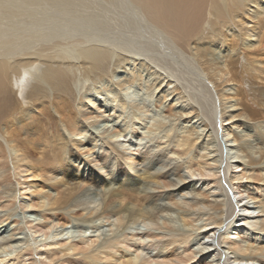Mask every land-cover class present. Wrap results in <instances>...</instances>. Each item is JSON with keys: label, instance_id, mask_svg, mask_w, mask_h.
I'll list each match as a JSON object with an SVG mask.
<instances>
[{"label": "bare ground", "instance_id": "obj_1", "mask_svg": "<svg viewBox=\"0 0 264 264\" xmlns=\"http://www.w3.org/2000/svg\"><path fill=\"white\" fill-rule=\"evenodd\" d=\"M222 2L186 52L132 0H0V264H264V0Z\"/></svg>", "mask_w": 264, "mask_h": 264}, {"label": "rangeland", "instance_id": "obj_2", "mask_svg": "<svg viewBox=\"0 0 264 264\" xmlns=\"http://www.w3.org/2000/svg\"><path fill=\"white\" fill-rule=\"evenodd\" d=\"M96 2H97V4L100 6V7H103L104 6V4L105 5H107V0H95ZM103 3H102V2ZM134 3H137L140 7L142 6L143 7V12H145V14H148L149 15V17H148V15H147V18H149V19H151V17H153L151 20L152 21H154V24L155 25H160L159 27L162 29L163 28V30H164V32H166L171 38H173L174 40H175V42L182 48V49H184L186 52H189V50H190V47H193V43L195 42V38H197V35L200 33V31L201 30H206L205 29V26H206V23H208V21L210 20V16H209V13H210V11H211V8L213 7V5H215V4H218L219 5V9H220V11H222V13L224 14L223 16L222 15H220L221 17L218 19V21H219V23H220V21H221V24H225L226 23V20H227V15L229 14V10L227 11V8H230L231 9V6H228L226 9H224V3L222 2V0H143V1H141L140 0V2H137V0L135 1V0H132ZM153 1V2H152ZM99 2H100V4H99ZM110 2V1H109ZM150 2H151V4H150ZM102 4H103V6H102ZM109 5H110V3H109ZM113 6H115V4H112ZM144 5V6H143ZM222 5V6H221ZM150 7V8H149ZM174 7V8H173ZM121 8V7H120ZM120 8H117V9H119L120 10ZM116 9V8H115ZM122 9V13H120V14H122L121 16L119 15V16H117L116 14H114V13H112V11H110V7L108 8V11L110 12V13H112L113 15H114V17L115 18H117V17H123L122 19H125L124 20V22H128V23H125L124 24V27H126V31H123V34H122V38H116V40L118 39V41H120V42H124L125 43V48H128V46L131 48V49H133V48H136V44H139V46L140 47H137L139 50L140 49H142V50H140V53H141V56H143L142 58H140V60L141 59H143V61L142 62H144V63H146V62H151V59L149 58V56H148V53L150 54V52H152L153 50L151 49V47L149 46V43L148 42H151V40L149 39V41L145 38V36L144 35H142V31H141V28H139L138 30H140V32L137 30V32L138 33H136V29H134L135 28V25L134 24H131L132 23V21H134V22H136L137 20H139V18H140V14L138 15L136 12H134V11H136V10H134V11H132V10H126V9H124V8H121ZM154 9V10H153ZM165 9V10H164ZM145 10V11H144ZM149 10V11H148ZM165 11V12H164ZM224 11H225V13H224ZM151 12V13H150ZM227 12V13H226ZM127 13V14H126ZM130 13V14H129ZM131 13L133 14L132 16H130L131 15ZM136 13V14H135ZM231 13V12H230ZM227 14V15H226ZM128 16H130V17H132V18H130V17H128ZM134 16H135V18H134ZM219 16V15H218ZM217 16V17H218ZM227 16V17H226ZM128 17V18H127ZM139 17V18H138ZM126 18H127V20L128 21H126ZM121 19V18H120ZM131 19V20H130ZM119 20V19H118ZM133 22V23H134ZM224 22V23H223ZM127 24V25H126ZM129 25H131V26H129ZM134 28H133V27ZM129 27H130V29H129ZM127 29H129L130 30V32H129V30H127ZM133 29H134V31H133ZM100 31V30H99ZM115 31V30H114ZM116 32H117V30H116ZM125 33V34H124ZM132 34H134V35H132ZM129 35V36H128ZM140 35V36H139ZM180 37H179V36ZM119 36H121V35H119ZM126 36H128V37H126ZM131 36V37H130ZM134 36H136L135 38H134ZM137 36H139V37H137ZM143 37V39H140V38H142ZM139 38V39H138ZM115 39V38H114ZM124 39V40H123ZM134 40V41H133ZM139 40V41H138ZM198 40V39H197ZM131 41V42H130ZM136 41V42H135ZM140 42V43H139ZM148 43V44H147ZM147 44V45H146ZM132 45H135L134 47L132 46ZM143 48H142V47ZM144 48H146V49H144ZM134 50V49H133ZM144 51V52H143ZM147 51V53H145ZM141 56H139V57H141ZM147 58H148V60H147ZM126 61H128V60H126ZM111 62H115L116 63V65H114L113 63H112V65H111ZM118 62H117V59H116V56L113 58V59H111V60H108L107 61V72L105 71V73H108V71H110L111 70V72H112V70H116V68H117V64ZM138 63H140L139 61H138ZM124 64V63H123ZM122 64V65H123ZM126 64V63H125ZM124 64V65H125ZM147 65H149V63L147 64ZM116 66V67H115ZM127 66V68H128V65H126ZM150 66H152V65H150ZM115 67V68H114ZM111 68V69H110ZM161 68V67H160ZM118 69V73L119 74H124V70H122L121 68L119 69V68H117ZM161 69H163V68H161ZM117 71V70H116ZM120 71V72H119ZM122 71V72H121ZM101 73H103V72H101ZM110 73V72H109ZM102 75V74H101ZM105 75V74H104ZM109 75V74H108ZM106 76H107V74H106ZM124 76V75H123ZM122 76V77H123ZM119 77H120V79H119ZM118 80L119 81H123V80H125V78L123 77V78H121V76L119 75L118 77ZM89 83H91V82H89ZM89 88H91V86H89ZM142 99V98H141ZM139 100V98L136 100V104H139V103H142V101H144V100ZM156 97H153V99H149L148 98V102L149 103H152L150 106H152V107H154L155 106V103L156 102H158V100L156 99ZM151 100V101H150ZM138 101V102H137ZM170 101V100H169ZM167 102V101H166ZM171 102V101H170ZM169 104V102H167V104L166 105H168ZM50 109V108H49ZM162 109V110H161ZM160 110H161V115H163V113L165 112V110L163 109V108H161ZM164 111V112H163ZM50 116L52 115L51 113L49 114ZM171 119H173V118H170L169 120H171ZM168 122H170L169 124H172L171 123V121H169L168 119H166ZM54 131H56L55 129H53V132ZM30 149V150H29ZM29 149H28V151H29V154L32 156V157H34V156H36V152L34 151V150H32L30 147H29ZM159 152V151H158ZM133 154H131V155H129L130 156V159L132 160L131 162H133V164H137L138 163V161L136 160V156H132ZM134 160H136V161H134ZM176 164L177 162L175 161V162H173V164ZM111 166H113V165H111ZM89 167V166H88ZM87 167V169H89ZM158 168H159V166H157ZM114 168H116V167H114ZM136 168V167H135ZM140 169H141V167H140ZM139 169V171L138 172H133V175L135 176V178H137V179H139L138 178V176H141V171L143 170V169H141L140 170ZM82 170H83V167H82ZM136 170H138L137 168H136ZM97 172H99V171H101V172H103V173H105L106 172V170L103 168V165L100 163V164H98V167H97V170H96ZM115 171L116 172H114L115 173V175H114V179L112 178V185L113 186H115V187H113V188H117L119 185V187L117 188V189H119L120 187H121V183H122V181L124 180V175H122L123 173L121 172V170L119 171L118 170V168H116L115 169ZM95 172V171H94ZM93 172V173H94ZM87 174H88V172H86ZM85 173V175H87ZM175 177V175L172 177L173 179H175L176 180V178H174ZM120 180V181H119ZM121 182V183H120ZM144 184H145V181L143 182ZM89 185H91V184H89ZM88 184H86V186H85V188H88L89 189V187H90V190H91V194L92 195H94L93 193L95 192V193H98L99 192V190H98V192H97V189L96 188H94V186H89ZM98 186V185H97ZM94 189V190H93ZM102 189V188H101ZM139 195H141L142 197L140 198V196H138V198H140L139 200H137V193H133V195L135 196H133L132 198H133V201L134 202H141V201H145V203H143L144 205H143V207H145V206H147L151 201H152V199L150 200L149 198L147 199H145V197H146V195H145V197L143 198V193L141 192V193H138ZM176 194H177V196L178 195H182V193L181 194H179V192H176ZM87 197V196H86ZM86 197H83V198H86ZM179 197V196H178ZM131 198V197H130ZM134 198H136V199H134ZM168 198V199H167ZM169 198L170 197H164V196H162L161 197V199L157 202L158 203V205L160 204V206H165L167 203L169 204L170 202V200H169ZM188 201H190V200H188ZM166 203V204H165ZM115 205H117L116 203H114ZM163 204V205H162ZM150 205V204H149ZM91 206H88V205H85V207L83 206V208L81 207V208H78V210H77V208H76V210H75V212L74 213H69L70 215H68V216H72L73 218H72V220H70L71 222H74V223H72L71 224V222H70V224H71V230H74L73 232L75 233V230L77 229H79V228H77L78 226H79V224H81V222L80 221H77L76 222V220H78V218H80L81 216H84V218L87 216V213L91 210V208H90ZM84 208L86 209V210H84ZM90 208V209H89ZM83 209V210H82ZM89 209V210H88ZM30 213H28V214H33L34 215V213H33V211H29ZM18 213L20 214V216H22V212L21 211H18ZM18 214V215H19ZM78 216H80V217H78ZM176 216H177V214H176ZM261 217V218H260ZM259 218L260 219H262V216H260ZM39 218L41 219V214L39 215ZM81 219V218H80ZM10 222H11V220H10ZM9 220H8V222L7 223H4V226L2 225V226H0V234H3V235H7L8 234V236H9V232H10V230H11V228L10 227H12L11 226V223H9ZM179 223H180V221H179ZM73 224H74V226H73ZM108 224V225H107ZM113 227V223L110 221V222H108V223H105L104 222V220H103V223L101 222V223H99V226H101L102 228H101V230L103 229V233H104V235H106L107 237L106 238H108L109 236H108V234H112V227L110 226V225ZM77 225V226H76ZM10 226V227H9ZM69 227H70V225H68ZM82 227H85V226H83L82 225ZM178 227H180V226H178ZM108 228V229H107ZM104 229L106 230V231H104ZM132 229V230H131ZM153 229H155V227H153ZM108 230V231H107ZM7 232V233H6ZM133 232H137V229L135 228H129V231H127V233H129L126 237H128V238H126V239H128V240H130V239H133V237H132V233ZM106 233V234H105ZM24 235V234H23ZM132 237V238H131ZM158 239H160L162 242V244H163V239H165V236L162 238H158ZM159 241V240H158ZM262 248H264L263 246H262ZM264 251V250H263ZM152 254V253H151ZM144 259L145 258H148V255L146 254H144ZM146 260V259H145Z\"/></svg>", "mask_w": 264, "mask_h": 264}]
</instances>
